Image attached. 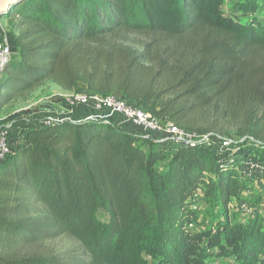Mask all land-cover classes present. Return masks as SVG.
Instances as JSON below:
<instances>
[{"label":"trees","instance_id":"obj_1","mask_svg":"<svg viewBox=\"0 0 264 264\" xmlns=\"http://www.w3.org/2000/svg\"><path fill=\"white\" fill-rule=\"evenodd\" d=\"M226 1L15 5L2 18L17 33L0 80V112L51 81L136 106L151 101L154 108L143 109L198 133L207 131L196 118L219 110L243 118L246 133L264 142V13L244 0L236 18ZM35 121L26 144L0 162V264H206L209 257L264 264V213L246 221L228 214L246 185L227 149L162 147L100 120ZM197 194L219 202L225 219L196 229ZM63 234L84 257L42 251Z\"/></svg>","mask_w":264,"mask_h":264},{"label":"rangeland","instance_id":"obj_2","mask_svg":"<svg viewBox=\"0 0 264 264\" xmlns=\"http://www.w3.org/2000/svg\"><path fill=\"white\" fill-rule=\"evenodd\" d=\"M238 1L227 0L225 9L229 15L239 17V12L234 6ZM256 1L259 3L260 13H264V0ZM16 33V29L12 28L8 19H0V36H7L9 39H13ZM57 87L59 86L53 82L45 81L31 92L16 98L12 103L7 105L8 108L3 112V116L8 117L10 127H16L13 137L17 141L22 140L24 131L29 124H34L37 119H48L47 117L51 115L47 104L50 103L48 101L51 97L58 95L60 90ZM138 105L145 109L154 108L151 101L138 103ZM11 116L13 118H10ZM195 123L198 128L207 131L204 134L210 136V142L215 145L224 146V149H227L231 153L237 162V167L251 165L248 170L249 175L245 177L241 176L246 187L237 198L232 199L228 214L236 220L246 221L253 213H264V142L255 140L251 135L246 133L248 132V128L245 127L243 118H227L219 110L216 112L213 109L203 111L202 115L196 118ZM17 125L20 126L17 127ZM192 202L197 212L196 229L212 228L219 221L224 220L227 215L226 210L219 202L206 199L202 194H197L192 199ZM99 217L103 221H108L109 219L108 215L103 211L99 212ZM41 249L42 251L57 254L70 260L85 256L80 243L66 234L46 241ZM145 258L151 262L155 260L147 253L145 254ZM206 264L238 263L234 258L209 257Z\"/></svg>","mask_w":264,"mask_h":264},{"label":"built area","instance_id":"obj_3","mask_svg":"<svg viewBox=\"0 0 264 264\" xmlns=\"http://www.w3.org/2000/svg\"><path fill=\"white\" fill-rule=\"evenodd\" d=\"M11 55V40L7 36H0V73L3 74V70L11 59ZM68 102L72 107L92 105V107L101 112L95 118L102 119L106 123H111L115 115H121L132 125L153 133L155 137H165L167 141H171L172 143H212L210 142L211 138L209 135L183 129L164 118L157 117L153 112L136 106L116 95H97L89 92H76L70 96ZM13 133L12 127L3 123L0 119V162L7 159L13 151ZM224 148V146H220L221 150ZM250 166L248 164L238 167L240 176H248Z\"/></svg>","mask_w":264,"mask_h":264},{"label":"crops","instance_id":"obj_4","mask_svg":"<svg viewBox=\"0 0 264 264\" xmlns=\"http://www.w3.org/2000/svg\"><path fill=\"white\" fill-rule=\"evenodd\" d=\"M241 1H244V0H239L238 2H241ZM237 3H235L234 6ZM234 6H233V8H234ZM224 9H225V6H224ZM225 12H226V9H225ZM259 12H260V10H259ZM231 16H233V15H231ZM233 17H236V16H233ZM236 18H238V17H236ZM57 88H59V90H60L58 95H54V97H51L48 101L50 103L47 104L48 105L47 108L48 107L50 108L49 111H51L50 112L51 115L47 118L52 119V120H71L74 122H81V121H88V120L104 121L102 119L95 118V116L101 114V112H99L94 107H92V105H86V106H82V107H72L69 104L68 100L70 98L69 95L73 92L64 91L63 89H61V87H57ZM75 92H89V91H87V88L85 86L77 85L74 93ZM7 108L8 107L5 106L3 108V110L0 112V119L2 120L3 123L8 125L9 124L8 117L3 116V112H5L7 110ZM10 118H13V116H11ZM111 123L118 126L119 128H121L124 131L132 132V133L136 134L137 136H139L142 139L151 140L154 143L159 144V146L169 147L171 145V142L167 141V139L165 137H162V136L155 137V135L153 133H151V132H149L143 128L136 127V126L132 125L130 122H128L121 115H115L112 118ZM20 124H24V123H20ZM18 126H20V125H17V127ZM31 126H33V124L32 125L29 124L27 126V128L31 127ZM37 126H42V124H37ZM15 128L16 127L12 128L13 131L15 130ZM25 144H26L25 140L22 139L20 141L16 140L13 145H14V148L16 149V148L24 146Z\"/></svg>","mask_w":264,"mask_h":264},{"label":"water","instance_id":"obj_5","mask_svg":"<svg viewBox=\"0 0 264 264\" xmlns=\"http://www.w3.org/2000/svg\"><path fill=\"white\" fill-rule=\"evenodd\" d=\"M26 0H0V19H2L6 14H8L12 7L19 5ZM2 78V73H0V80Z\"/></svg>","mask_w":264,"mask_h":264}]
</instances>
